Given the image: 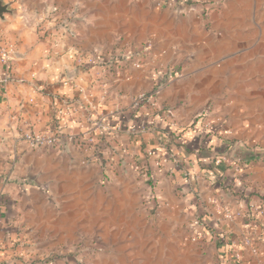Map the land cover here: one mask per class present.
I'll list each match as a JSON object with an SVG mask.
<instances>
[{"label":"crops","instance_id":"obj_1","mask_svg":"<svg viewBox=\"0 0 264 264\" xmlns=\"http://www.w3.org/2000/svg\"><path fill=\"white\" fill-rule=\"evenodd\" d=\"M0 5L7 8L0 16V44L14 49L10 80L0 81V264H28L34 249L75 239L78 231L97 232L102 241L87 254L96 256L91 264H167V213L181 217L188 209H194L203 237L201 246L190 247L202 260L219 264L210 238L218 231L238 244L241 259L234 264H264V218L250 210L252 204L264 208V158H232L236 144L264 150L262 2L231 0L220 12L199 5L185 16L156 9L152 0ZM56 7L62 11L55 13ZM135 56L143 57L141 66L132 64ZM4 75L0 63V80ZM158 88L154 107H132L137 94ZM63 102L74 113L60 120V144L29 147L24 132L49 130ZM147 116L154 124L145 129L138 119ZM167 122L183 129L179 138L164 131ZM208 131L235 142L229 155L238 170L225 161L210 169L221 155L202 145ZM89 132L97 146L86 144ZM100 148L104 158L96 155ZM120 150L129 159L112 161ZM187 171L198 178L187 180ZM219 173L222 182L211 179ZM198 191L214 201V211L184 204ZM140 213L151 224L146 251L135 246L137 219L128 220ZM200 216H209L212 228ZM182 241L188 243L184 236ZM186 252L180 255L186 258ZM70 262L63 257L57 264Z\"/></svg>","mask_w":264,"mask_h":264},{"label":"rangeland","instance_id":"obj_2","mask_svg":"<svg viewBox=\"0 0 264 264\" xmlns=\"http://www.w3.org/2000/svg\"><path fill=\"white\" fill-rule=\"evenodd\" d=\"M218 1L220 2V4L214 5L208 10L205 9L204 10L208 12L210 10H214V12L215 11L220 12L221 9L223 10V7L225 8L227 1H231V0H218ZM255 1H257V3L262 2V9L264 11V0H255ZM202 10H203V5H202ZM109 63H114V62L113 60H111ZM118 133L116 132V134L114 135L117 136ZM86 144L91 146H97L95 140L94 142L92 141L90 142L86 140ZM109 146H111V144ZM120 148L122 147L120 146ZM96 150L97 149H95V151ZM120 151L121 153L114 151L112 161L120 162L129 159L126 156V154L122 152V150ZM198 194L199 195H197V198H194L193 200L182 199V201L184 202V204L186 203L188 206L194 205L199 209L206 210L207 212L214 211L216 208L214 201H210L209 199H206V197L204 196L205 193L202 191L200 192L198 191ZM169 208H171V205H169V203L167 202V209ZM135 219H137L136 224H138V228H139L136 232V236L133 237L135 238L134 241L136 242L135 246L137 247L138 246L137 244H141V246H144L145 248L146 245L143 244H147L148 240L151 237V234L148 235V228L151 226V224L148 221V219L145 217V215L142 213L139 214V218L128 217V220H130L129 223L132 222L135 223ZM197 225H199V221L196 216V213L194 212V209H188V211L186 213H183L181 217L168 218V213H167V233L164 235L167 236V239L163 238L167 240V264H208L207 261L202 260L198 256V254H196L195 245L192 246V248L190 247L191 246L190 243H194L197 244L198 246H201L203 242L202 240L203 237L197 231ZM76 234H77V238L72 240L69 239L68 241L62 242L59 245H54V246L50 245L44 247L43 249L38 248L37 250L34 249L33 253L28 254L29 255L28 259L30 260L29 263L33 264L35 263L34 261L38 259L41 261H50L51 264L52 263L57 264L58 260L62 261L63 257H68L71 259V262L68 264H91L92 260L96 256H91L87 254L91 252L90 249L92 247H95L97 242L99 245L102 244L101 239H99V234L97 232H93L85 235L83 234L82 231H78ZM183 236L186 237L188 243H183L182 241ZM49 238H47L48 241L52 240L51 238L50 239ZM181 249L182 250L186 249L187 251L186 258L180 255ZM144 250L146 251L147 249L145 248ZM135 252L139 253V249L137 248Z\"/></svg>","mask_w":264,"mask_h":264},{"label":"built area","instance_id":"obj_3","mask_svg":"<svg viewBox=\"0 0 264 264\" xmlns=\"http://www.w3.org/2000/svg\"><path fill=\"white\" fill-rule=\"evenodd\" d=\"M139 1V0H136ZM220 2L218 0H152V5L154 8L159 10L164 9H172L173 11L177 12L180 15H189L191 13H194L197 9V6H205V10L210 9L214 5H218ZM62 11L59 8H55L54 12ZM69 15L71 18H74L76 16V9L74 6L71 7V9H68ZM14 49L11 45L3 46L0 44V63L5 69V75L0 80L2 81L3 85H6L8 81L10 80V72H11V61L13 58ZM143 57L142 56H135L132 59V64L134 66H141L143 63ZM161 88H158L157 90H154L153 92H141L135 96L134 102H133V108L134 109H140L142 106L150 105L152 107L155 106L156 102L154 101V97L158 95L161 92ZM74 113V108L70 106L67 102H63L62 107L58 110V121L56 124L49 128V130L45 132L41 131H33V130H27L24 132L22 139L23 141L31 148L34 149H48L56 147L60 144L61 140V132H62V126H61V119L62 118H68L72 116ZM103 129H106V126H101ZM116 131L120 132V127H117ZM68 139L72 140L73 137L70 135ZM87 141L94 142L95 138L94 136L89 132V135L87 134L86 137ZM230 152L224 156H219L216 160L217 164L221 163L222 161L225 162H232V165H236V168L238 166V163L234 161L231 156L229 155ZM238 170V168H237ZM186 176L188 180L197 179L198 176L196 172L187 171ZM216 182H214L212 185L209 183L210 187L212 188L213 184L215 185ZM3 203L4 199L2 196H0V225L2 221V209H3ZM224 211L227 213V215H230L229 210L227 211V207H223ZM250 210L253 212V216H257L259 218H264V208L262 206H259L257 204H252L250 207ZM262 240H264V233L262 234ZM251 244V242H249ZM238 244L231 240V249H230V264H234L235 261L241 259V252L237 248ZM254 253H258V249H253ZM92 255L94 251L92 250ZM91 255V256H92Z\"/></svg>","mask_w":264,"mask_h":264},{"label":"trees","instance_id":"obj_4","mask_svg":"<svg viewBox=\"0 0 264 264\" xmlns=\"http://www.w3.org/2000/svg\"><path fill=\"white\" fill-rule=\"evenodd\" d=\"M205 115H206L205 111L201 112V114L198 115L197 120L200 123H203ZM148 117L150 118V116L146 117L147 120L142 119L141 117H138V118H141V119H138L139 126L144 127L145 129L149 126L152 127L154 124V121L152 119H149ZM56 121H58V120H56ZM117 124L118 123L114 124L113 126H115V125L117 126ZM110 125L112 126V124H110ZM121 125L123 126V124H121ZM164 131L167 132V134H169L173 138H179L180 133L183 131V129H181V131H178L177 128H174L170 123L167 122V124H165ZM204 137H205V139L202 142L203 143L202 145L203 146L206 145V148L210 152H215L221 156L228 154L231 151V149L233 148V146L235 145L234 141L227 139V138H224V137H221V136H216L214 134V132H212V131H210V132L208 131ZM181 145L186 147L185 144H181ZM97 150H96V155H99L100 157L104 158V153H105L104 150H101V149L98 151ZM145 154H146V152H145ZM216 160H217L216 158L211 160L210 169H213L217 165ZM103 162L105 163V160H103ZM145 164H147V163H145ZM183 173H185V170L183 171V169H182V174ZM216 175L214 174V176L211 177V179L217 178L218 181L222 182L220 173L217 176ZM148 176L150 178H152V176H153L152 171L148 172ZM186 179L188 180L187 176H186ZM251 197H252L251 195L247 197V200L249 202L248 208L251 205V201H252ZM260 198L263 199L264 195L260 196ZM257 200L258 199H254V201H257ZM3 206H4V203H3ZM199 219L201 222H203V224L208 225L207 228H209V229L212 228L209 216H206V217L200 216ZM211 235H212L210 237L211 241L217 245L219 264H230L229 255H230V249H231V237L228 234H226L225 232H218V231L217 232L213 231L211 233Z\"/></svg>","mask_w":264,"mask_h":264},{"label":"water","instance_id":"obj_5","mask_svg":"<svg viewBox=\"0 0 264 264\" xmlns=\"http://www.w3.org/2000/svg\"><path fill=\"white\" fill-rule=\"evenodd\" d=\"M6 7L0 5V16L6 12ZM232 158L240 162H251L264 158V150H254L244 147L241 144H236L232 150Z\"/></svg>","mask_w":264,"mask_h":264}]
</instances>
